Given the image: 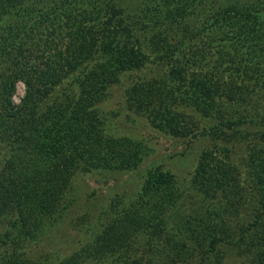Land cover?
Listing matches in <instances>:
<instances>
[{
    "label": "trees",
    "instance_id": "1",
    "mask_svg": "<svg viewBox=\"0 0 264 264\" xmlns=\"http://www.w3.org/2000/svg\"><path fill=\"white\" fill-rule=\"evenodd\" d=\"M85 1L81 13L76 14L72 11L73 3L79 9L75 0H43L37 5L26 4V0H0V18L7 22V45H2L3 49L48 32L41 47L27 54L32 59L29 66L16 63L0 82V264H42L28 262L21 254V258H15L24 245L11 237L13 246L8 249L7 237L14 232L22 241L35 239L55 219L60 199L78 170L134 171L143 161L145 146L131 136L119 139L112 135L105 126L108 114L100 110V105L111 98V87L118 80L115 71L145 63L142 49L127 45L143 18L141 26L156 24V18L159 26L178 34L171 36L175 42L164 52L174 76L170 84L165 83L168 91L164 92L155 89L156 79L137 83L130 91L132 101L137 107L143 105L149 121L157 122L159 127L184 134L191 125V135L200 133L208 139L191 184L194 193L202 197L204 210L212 216L206 219L196 214L195 225L206 232L195 231L191 236L198 245L202 238L207 241L198 264H222L217 256L222 240L218 223L239 194L236 174L243 167L258 184L261 209L257 217L264 216V108L253 102L263 99L257 87H264V0L259 7L240 0H106L105 14L99 15L98 25L92 22L96 14L90 11L96 0ZM79 16L85 20L79 22ZM207 37H214L209 59H218L216 54L222 51L227 59L222 62L226 70L215 67L202 73L193 68L199 57L186 45ZM104 50L111 54L101 61V72L91 68L87 71L85 66V72L72 78L79 84L68 100L37 110L42 97L51 94L57 84L65 83L83 58L88 61L95 52L103 57ZM178 52L183 59L175 57ZM22 54L18 59H24ZM249 62L259 68L250 78L253 70H247ZM18 80L23 81L26 90L15 107L12 96ZM255 87L258 94H253ZM195 114L207 122L199 131L200 121L192 117ZM237 151L240 164L235 158ZM247 194L251 192L247 190L245 198ZM179 199L175 174L159 166L147 171L135 200L137 211L128 222L123 218L131 209H126L124 216L116 212L118 215L99 235L96 253L102 256L111 251L131 233L144 239L150 226L160 225L157 221L162 204H169V216L180 215ZM259 223L254 221L252 226ZM176 228L181 229L179 225ZM249 238L251 243L244 247L249 257L246 264H264V232ZM211 255L218 257L215 262L209 261ZM76 262L75 258L61 264Z\"/></svg>",
    "mask_w": 264,
    "mask_h": 264
},
{
    "label": "rangeland",
    "instance_id": "2",
    "mask_svg": "<svg viewBox=\"0 0 264 264\" xmlns=\"http://www.w3.org/2000/svg\"><path fill=\"white\" fill-rule=\"evenodd\" d=\"M42 1L26 0L25 3L37 5ZM105 1L96 0L95 6L93 5L90 9L91 12L93 11L96 14L95 19L92 21L95 25L100 22L99 15L105 14ZM129 1L131 2V0ZM240 1L247 3L249 6L256 5L255 7H259L258 3L263 0ZM75 2L79 4V9L73 3L72 11L78 14L86 1L75 0ZM79 18H81L79 22L85 20L83 16H79ZM153 19L156 24L148 22L145 26H141L145 19H140L135 26L136 32L134 31L133 36L127 42V45L134 44L142 49V57H144L145 63L141 66L127 68L125 71L123 68H118L115 71L118 72V80L111 87V98L100 105V110L108 114L105 126L112 135L119 136V139L123 138L122 135L131 136L145 146L146 154L143 161L139 163L134 171L108 172L96 169L93 172H86L78 170L71 177L60 199L57 206L60 210L55 214V219L47 223L35 239L25 242L14 232H11L7 237L8 249L13 246L11 237L24 245L23 253H19L18 250V255L15 258L19 259L23 255L28 262H41L42 264H61L66 260L75 258L77 259L75 264H198L204 256L207 241L202 238L201 243L198 245L196 238L191 236V233L206 231H201L195 225L194 217H196V214H200L208 219L212 215L204 210L202 197L194 193L191 178L200 152L208 145L209 141L198 133L197 129L195 132L198 135H191L189 132L193 130L190 123V126L186 128V133L176 134L170 132L166 127H159L157 122H150L143 105L137 107L134 105L135 102L133 104V95L130 92L137 83L145 82L144 84H146L148 78L156 79L154 82L155 89L157 88L162 92L167 90L165 83L170 84L173 81L174 74L169 70L168 57H165L164 52L168 46L173 45V42H175L174 39L171 40V36L178 37V34L175 31L166 29L167 26H159L156 18ZM121 31L125 34L128 33L125 29H121ZM6 33L7 22L0 18V82L6 78L10 69L16 63L29 66L31 55L27 56V54L39 49L43 40L48 36V32H45L42 37L34 35L22 43L19 41L17 46L3 49L1 46L7 45ZM135 38L139 40L136 41ZM213 38L196 39V43L193 39L186 45L187 48L190 47L191 54L196 53L199 57L193 63V68L200 69L202 73L210 72L215 67L219 70H226V66L222 62L227 59L222 51L216 54L215 58L218 59L214 60V56L209 59ZM20 52L24 56L22 60L18 59ZM109 54H111L109 50H104L103 57L95 52L90 60L85 61L83 58L79 67L70 73L65 83L57 84L51 94L42 97L40 107L37 110L55 107L53 104L56 101L68 100L69 94L75 93L79 84L77 79L73 80L72 78L79 75L80 71L85 72V66L87 71L91 68L90 71L101 72V64L103 63L101 61H105L106 56L109 57ZM202 54H206V57L203 58ZM175 57L183 59L180 52ZM213 61H216V63H213ZM251 64L252 62L247 64L249 65L247 70H253L249 72V75L247 73L249 78L251 74L259 72V68ZM248 76L245 78V82L249 79ZM252 83L253 78L250 79V84ZM129 86L131 88L128 92H125ZM257 88L263 99L257 103L254 100L253 102L264 108V87ZM257 88L253 89V94H258L256 92ZM25 90L26 86L23 81L18 80L15 83L12 96L15 107L20 104L25 95ZM59 90L61 95H58ZM192 117L194 121H200L198 131L207 123L205 120H200L197 114ZM235 158L237 163L240 164V151L236 152ZM157 166L161 170L175 174L180 187V199L178 200V203H180L178 214L180 215L175 218L169 216V204L165 202L161 205V218H158L159 221H157L160 225L152 223L153 225L151 224L152 226L148 228L144 239L141 235L131 233L124 240L114 245L111 251L103 253L102 256L96 253L95 248L100 240L99 235L104 232L103 230L107 227L108 222L118 215L116 212L119 211V214L122 213V216H124V211L128 208L131 209V212L126 214V217L124 216V222H128V218L135 214L137 211L135 200L140 192L145 175L147 171ZM240 170L241 173L236 174L240 183L239 194L235 195L229 203L227 211L218 223L220 225L218 234L222 237L218 246L217 256L219 258L211 255L212 257L209 260L211 263L218 258L222 260V264H246L249 257L247 252H244V247L251 243L249 237L253 236L254 238L257 234L264 232V216L262 218L257 217L261 209L258 184L254 176H248V173L244 172V167ZM247 190L251 192V195L247 194L246 196L249 197L245 198L243 194ZM257 220H260V223L252 226L254 221ZM177 224L181 229L176 228ZM239 239L242 241L239 242Z\"/></svg>",
    "mask_w": 264,
    "mask_h": 264
}]
</instances>
